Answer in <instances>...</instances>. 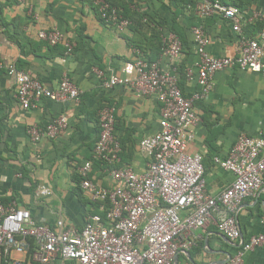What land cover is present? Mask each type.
Wrapping results in <instances>:
<instances>
[{
    "label": "crops",
    "instance_id": "crops-1",
    "mask_svg": "<svg viewBox=\"0 0 264 264\" xmlns=\"http://www.w3.org/2000/svg\"><path fill=\"white\" fill-rule=\"evenodd\" d=\"M110 1L123 11L127 7L146 15V25L120 33L101 19L93 0H0V60L14 65L16 71L30 72L50 88H56L67 75L83 90L78 102L45 98L27 110L18 101L16 72L0 71V203L14 202L29 209L43 224L54 225L63 217L67 226L81 229L88 217L98 212L97 204L82 189L77 171L93 160L98 113L104 106L116 109V135L123 147L118 167L140 173L148 168L150 159L140 153L138 144L159 130L160 104L128 88L106 89L94 72L96 68L107 76H121L127 62L145 55L155 58L160 40L173 26L186 38L177 64L185 73L197 59L193 26L205 27L210 38L208 51L213 56H235L241 51V34L233 32L228 22L185 15L177 18L175 0ZM231 1L241 5L247 17H254L242 34L256 39L264 29V0ZM55 28L76 44L70 56L63 45L51 47L39 40L40 31ZM162 65L166 67L167 62ZM182 83L188 95L200 89L187 77ZM196 111L201 123L188 153L203 156L207 191L216 195L232 182L233 175L216 166L214 158H226L241 135L264 138L263 76L238 68L217 73L210 94L196 103ZM59 116L67 118L68 128L56 138L33 143L29 127L44 128ZM89 179L103 187L114 184L98 161H93ZM41 186L50 187L54 195L38 196ZM238 222L244 241L264 234V186L243 203ZM194 234L203 239L196 248L181 253L177 264H220L241 248V239L223 237L213 224ZM245 264H264V247L246 254Z\"/></svg>",
    "mask_w": 264,
    "mask_h": 264
},
{
    "label": "built area",
    "instance_id": "built-area-1",
    "mask_svg": "<svg viewBox=\"0 0 264 264\" xmlns=\"http://www.w3.org/2000/svg\"><path fill=\"white\" fill-rule=\"evenodd\" d=\"M101 19L123 33L133 22L108 0H93ZM189 10L199 19H223L232 31L241 34V51L235 56L217 57L209 51L210 38L202 25L191 29L197 59L186 70L188 80H195L199 91L188 95L180 87L178 62L183 54L179 36L169 32L163 37L160 59L149 62L139 57L127 62L123 75L107 76L96 68L106 89L124 87L140 97L153 98L160 104L159 130L140 140V153L149 158L145 172L131 167L118 168L122 146L115 135L116 109L104 106L98 113L99 135L93 160L78 169L81 187L99 212L88 217L81 229L67 226L63 217L54 225L35 220L29 209L16 203H0V264H176V257L196 248L203 239L196 230L211 224L225 238L241 239V248L226 264H245V256L264 247V234L243 240L238 214L243 203L256 196L264 186V138L241 135L226 158L213 162L233 175L232 182L220 193L207 191L206 168L200 153H188L201 123L196 103L210 94L215 75L238 68L264 78V29L256 39L242 34L253 22L242 8L222 0H190ZM40 41L51 47L63 45L70 56L76 44L59 29L42 30ZM167 66L162 65V61ZM16 72L17 97L27 110L43 99L54 102H78L83 90L65 75L56 88L46 86L30 72L16 71L14 65L0 60V71ZM59 116L46 127L31 126L33 143L56 138L69 124ZM93 161L102 164L113 181L103 187L89 179ZM37 195H54L41 186Z\"/></svg>",
    "mask_w": 264,
    "mask_h": 264
},
{
    "label": "trees",
    "instance_id": "trees-1",
    "mask_svg": "<svg viewBox=\"0 0 264 264\" xmlns=\"http://www.w3.org/2000/svg\"><path fill=\"white\" fill-rule=\"evenodd\" d=\"M109 3L113 6V7H116L117 9H119L121 11V13L129 18L133 24L130 28H134L136 29L137 27H142L143 25H146V21L145 18H146V15L142 14L141 12H138V10L136 11H131L129 8L127 7H123L124 11L121 10L116 4H114L112 1L108 0ZM176 3H177V13L175 16H177V18H179L181 15H185V16H190V17H194L193 13L189 10L188 8V5L191 3L190 0H175ZM223 2L225 3H229L231 5H235V6H238V7H242L241 5L239 4H236L235 2L231 1V0H222ZM194 27V26H193ZM170 30L171 32L177 34L179 36V38L181 39L182 41V44L184 46L185 42H186V38L184 35H182L178 29L176 27H170ZM59 46V45H58ZM57 47V46H56ZM162 47H163V39L160 40L159 42V50L157 51L156 55H155V58L153 57H148L146 56L144 53L145 56H143L142 58H144L146 61H149V62H153V61H157L158 58H160L161 54H162ZM178 67V74H179V77H180V87L182 88V82L186 79V73H185V70H184V67H180V65L177 66ZM183 89V88H182ZM184 90V89H183ZM111 106V105H109ZM115 135H116V131H115ZM117 137V135H116ZM117 139L120 141L121 143V146H122V142L121 140L117 137ZM122 153H123V147H122ZM121 153V155H122ZM100 163V162H99ZM101 164V163H100ZM102 165V164H101ZM118 167V165H117ZM119 168V167H118ZM96 209L98 210L99 212V206L96 205ZM192 256V254H191Z\"/></svg>",
    "mask_w": 264,
    "mask_h": 264
},
{
    "label": "water",
    "instance_id": "water-1",
    "mask_svg": "<svg viewBox=\"0 0 264 264\" xmlns=\"http://www.w3.org/2000/svg\"><path fill=\"white\" fill-rule=\"evenodd\" d=\"M179 256V255H178ZM178 256L176 257V264H177V262H178ZM228 259L227 260H224V261H222L220 264H226L231 258H232V256H230V255H228Z\"/></svg>",
    "mask_w": 264,
    "mask_h": 264
}]
</instances>
